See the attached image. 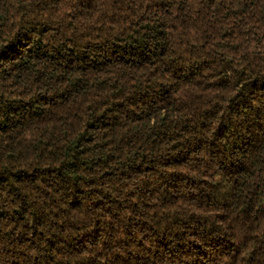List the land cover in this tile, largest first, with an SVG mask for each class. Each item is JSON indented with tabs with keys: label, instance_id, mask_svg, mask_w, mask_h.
Wrapping results in <instances>:
<instances>
[{
	"label": "trees",
	"instance_id": "16d2710c",
	"mask_svg": "<svg viewBox=\"0 0 264 264\" xmlns=\"http://www.w3.org/2000/svg\"><path fill=\"white\" fill-rule=\"evenodd\" d=\"M0 264H264V0H0Z\"/></svg>",
	"mask_w": 264,
	"mask_h": 264
}]
</instances>
